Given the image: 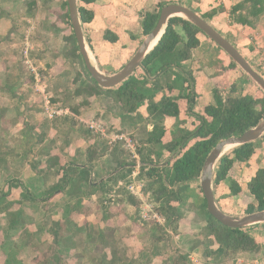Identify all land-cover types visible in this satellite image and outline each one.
<instances>
[{
  "label": "crops",
  "instance_id": "1",
  "mask_svg": "<svg viewBox=\"0 0 264 264\" xmlns=\"http://www.w3.org/2000/svg\"><path fill=\"white\" fill-rule=\"evenodd\" d=\"M66 1L0 0V100L14 103L12 108L0 106V129L2 135L17 137L15 142L5 143L9 172L0 174L22 190L21 198L10 207L15 217L13 227L8 229L11 236L5 241L11 242L23 231L30 234V242H25L22 251L12 247L15 255L11 258L5 246V264L9 258L14 264H26L24 254L33 255L30 264H69L67 253L75 254L71 264H264L262 224L245 228L256 240L257 249L234 257L224 256L215 238L208 235L199 209L205 199L200 193L201 177L180 186L182 201L172 205L182 218L177 223L165 218L163 225H143L139 200L120 186L126 182L124 179L138 173V163L142 168L138 180L145 186L151 181L147 175L150 168L160 174L171 169L181 152L197 141L181 151L182 140L199 124L197 116L213 103L214 90L223 94L236 85L241 91L244 72L238 66L229 68L231 60L200 34V46L192 51L190 60L166 70L154 66L149 74L152 98L136 113L126 114L111 97H76V75L85 78L79 64L68 60L65 53L66 38L72 35L65 24ZM245 1L96 0L86 6L94 13L93 20L82 26L86 50L100 73L115 76L147 38L143 31L146 16L168 5H181L204 17L254 70L264 75V13L250 18L252 27L235 23L232 15V9ZM110 32L117 36L114 43L105 40ZM24 45L32 58L24 62L31 78L27 75L22 81L25 72L17 61H21ZM17 64L20 66L14 69ZM142 71L141 67L134 75L141 76ZM34 72L39 74V83ZM23 82L27 86L19 90ZM45 97L62 111L60 116L49 118L44 109ZM165 98L176 100L178 119L163 118L160 111L149 113L150 107ZM37 103L43 104L42 115ZM11 109L18 111L13 117L21 121L16 130L9 126ZM92 119L103 123L110 133L130 135L138 147V160H133L121 145H109L90 131L84 122ZM154 129L165 132L161 146L148 142ZM23 134L28 137L22 138ZM260 169H264V134L257 140L253 157L246 163H236L228 175L229 181L242 189L238 196L230 195L226 182L213 184L216 204L222 212L242 218L247 216L250 204L257 206L248 185ZM144 192L155 202L152 193ZM2 201L0 196L3 207ZM155 204L158 209L160 205Z\"/></svg>",
  "mask_w": 264,
  "mask_h": 264
},
{
  "label": "trees",
  "instance_id": "2",
  "mask_svg": "<svg viewBox=\"0 0 264 264\" xmlns=\"http://www.w3.org/2000/svg\"><path fill=\"white\" fill-rule=\"evenodd\" d=\"M95 2L96 0H78L82 26L93 20L94 13L86 6ZM63 6V9L66 11L65 24H68V28L72 29L67 1ZM161 9L155 14L147 15L144 19L143 31L145 36L150 35L155 29ZM244 11H247L245 15H243ZM263 13L264 0H246L243 4L237 5L232 9V15L235 16L234 22L250 27L254 25L250 18H257ZM203 19L205 20L204 17ZM178 29L181 30L182 34ZM200 34L204 35L190 21L181 17L170 19L159 43L142 63V68L144 69L142 71L143 74L139 77L133 75L115 90H106L100 87L87 72L72 29V35L66 38L68 44L65 50L66 57L73 63L79 64L80 61L85 72V74L83 73L85 79H83L80 73L76 75L74 82L78 87L74 92V96L111 97L122 106V110L126 114H134L142 107L146 100L152 98L149 74H152L154 66L159 65L161 70H166L171 66H179L183 62L190 60L192 51L200 46V40L198 39V35ZM105 40L114 43L117 41V36L112 35L111 32L106 33ZM216 48L219 52L225 53L219 47ZM236 67L237 65L231 60L229 68ZM235 90H238L237 86L233 85L230 95L227 98H224L220 90H214L213 103L205 108L203 115L197 116L199 124L195 132L188 134L182 140L181 151L185 150L190 142L197 141L183 154L181 152L178 159L171 166V169H167L161 174L158 170H155L156 168L147 170L148 178L151 181L145 186V191L152 193L155 202L160 205L158 212L168 222L177 223L182 218V214H179L176 210L177 208L173 207L172 203L182 201L180 195L181 185L189 184L200 179L204 164L213 149L220 142L232 137H240L264 122V96L261 98H256L248 94L235 96L234 94L237 93ZM191 102L193 104L192 99H190V104ZM85 104L87 103L84 102L83 105ZM158 111H160L163 118L171 117L178 119L180 116L179 106L176 100L171 98H165L159 104L149 108V113L151 114ZM2 132L0 129V171L6 175L9 171L6 166L8 162L6 159L8 151L5 152V143L8 140L15 142L17 137L5 133L2 135ZM164 134L163 129H154L149 136L148 142L155 146H161ZM25 137L26 135L23 134L22 138ZM256 145L257 141L230 150L217 163L213 184L219 185L220 183L226 182L230 187V195L238 196L242 192V189L237 184L230 182L228 175L236 163H246L253 157ZM2 148L4 152L1 151ZM124 180L126 181L127 178ZM177 187H179V191L175 190ZM200 193L202 194L201 190ZM248 193L254 198L257 206L250 204L246 209L247 215L264 211V169H260L249 183ZM199 209L205 217L204 219L207 224L205 228L206 232L209 236L215 238L224 256L234 257L239 254L254 252L257 249L258 244L256 240L245 228L231 229L217 222L208 213L205 199ZM1 214H4V210L0 203ZM5 217L9 219L13 227L14 212H7ZM260 227L264 231V224L260 225ZM6 245L11 252L9 255L11 258L15 253L13 252V248L9 246V243ZM10 258L6 261V264H14L10 261Z\"/></svg>",
  "mask_w": 264,
  "mask_h": 264
},
{
  "label": "water",
  "instance_id": "3",
  "mask_svg": "<svg viewBox=\"0 0 264 264\" xmlns=\"http://www.w3.org/2000/svg\"><path fill=\"white\" fill-rule=\"evenodd\" d=\"M68 13L74 31L77 46L83 58L84 65L91 78L104 89H113L121 86L125 81L132 77L136 71L142 67L145 58L153 51L151 45L165 33V29L170 19L186 16V20L194 24L206 37H208L217 47L223 50L229 58L247 74L263 91L264 77L259 74L240 51L217 30H215L207 21L189 8L181 5H168L161 9L158 23L155 29L147 36L132 60L124 69L115 76H106L100 73L91 63L86 50L85 37L80 21L78 0H67ZM264 134V122L258 127L247 131L240 137H232L220 142L208 156L201 176V190L207 203L208 213L221 225L231 229H243L253 225L264 224V211L245 217H232L222 212L216 204L213 191V181L215 177V168L217 163L226 155V151L253 143Z\"/></svg>",
  "mask_w": 264,
  "mask_h": 264
},
{
  "label": "rangeland",
  "instance_id": "4",
  "mask_svg": "<svg viewBox=\"0 0 264 264\" xmlns=\"http://www.w3.org/2000/svg\"><path fill=\"white\" fill-rule=\"evenodd\" d=\"M62 16H63V14H62ZM60 23H62L64 25V23L62 21H60ZM201 37L202 38H207V40H209L208 37H204V35H201ZM26 48H27L26 45H24V49L22 47V50H21V61L19 60V58H18V61H17L18 63L21 64L22 68H24L23 72H25V74H24V76L22 78V81L26 80L27 75H29L28 78L31 75L30 72H29L28 66L24 63V62L27 61V59H29V60L32 59L30 56H27L26 51H28V50H26ZM222 55L227 60H231L226 53H222ZM18 66H20V65L17 64V66H15L14 69L17 68ZM36 66L38 67V65H36ZM78 66H79V69L85 74L84 69H83V65H82V63L80 61H79V65ZM38 69H40V68L38 67ZM240 70H242V69L240 68ZM43 74H45V73H43ZM263 77H264V75H263ZM241 78H242V81H241L242 85L241 86H243V87L239 88V90L241 89V91L235 90V92H238V95L248 94V95H251V96L256 97V98H261V97L264 96V91L247 74H245V75L241 74ZM33 81H34V79H33ZM25 86H27V85H24V82H23L19 90H21V89L24 90ZM18 87H19V85L16 86V90H18ZM26 89H27V87H26ZM27 90H29V89H27ZM229 95H230L229 91L228 92H226V91L223 92L224 98H227ZM13 104H14L13 102H7V101L3 102V101L0 100V106L1 107L3 105H6V106H9V107L12 108L14 106ZM36 105L38 106V110L40 111L39 114L42 115L43 111H44L43 104L37 103ZM31 106H33V102L29 103V108H31ZM11 110H12V112H11L12 116L10 117V121L11 122L9 123V126H10V128L16 130L17 126L20 125L19 123H21V121L17 122L14 119V117H13V116H17L18 115V111L17 110H13V109H11ZM228 152H229V150L226 151V154ZM129 183H130V179L126 180V184H129ZM21 192H22V190H21V188L19 186H15L11 182L7 183V181L0 174V196L3 198V201H2V204H3V207H4L3 210L6 213L10 210V207L12 206V204L16 203L17 200L21 198ZM5 216H6V214H4V215H2L0 217V222H1V226H2V229L0 231V264H5V258H6L5 254H4V252L6 251L5 246H6L7 242H9V241H5V239L7 240L8 237L11 236V233L8 231V229L11 228V226H10L11 222ZM29 236H30V234L28 232L26 233V231L20 232L19 235L14 237L12 239V241L9 242L10 246L14 247V250H17L18 252L22 251L25 242H30L29 241L30 240ZM74 255H75L74 253H71V254L67 253L65 255V257L68 260L69 264L73 263L74 260L72 259V256H74ZM24 256H25L24 257V261L25 260L27 261L26 264H30L33 255H31V257H30L27 254H24ZM19 259L22 260L21 254L19 255Z\"/></svg>",
  "mask_w": 264,
  "mask_h": 264
},
{
  "label": "built area",
  "instance_id": "5",
  "mask_svg": "<svg viewBox=\"0 0 264 264\" xmlns=\"http://www.w3.org/2000/svg\"><path fill=\"white\" fill-rule=\"evenodd\" d=\"M33 74L35 75L37 83H39V74L37 72H34ZM44 109L50 119H54L56 118V116H60L62 114L61 110L55 108V106L52 105L50 98L48 97H45ZM84 124L94 134L100 135L102 138L106 139L109 145H121L123 149H125L130 154L133 160H138V147L136 142L130 135L123 133H110L103 123L95 119L85 121ZM137 170L138 173L131 175V179L129 178V184H126V182H124V184L121 183L120 186L124 187V189L129 194L133 195L137 200H139V218L140 222L143 225H163L166 223L165 217L158 212L155 202L150 198L148 194L144 192L145 183L138 180V176L140 174L139 171L141 170V165L139 163L137 165Z\"/></svg>",
  "mask_w": 264,
  "mask_h": 264
},
{
  "label": "bare ground",
  "instance_id": "6",
  "mask_svg": "<svg viewBox=\"0 0 264 264\" xmlns=\"http://www.w3.org/2000/svg\"><path fill=\"white\" fill-rule=\"evenodd\" d=\"M182 17L185 19L186 16L182 15ZM159 38L151 45V49L155 48L156 43L158 42Z\"/></svg>",
  "mask_w": 264,
  "mask_h": 264
}]
</instances>
